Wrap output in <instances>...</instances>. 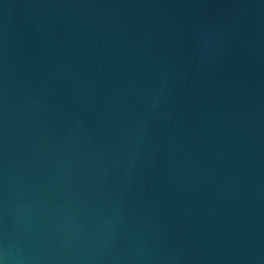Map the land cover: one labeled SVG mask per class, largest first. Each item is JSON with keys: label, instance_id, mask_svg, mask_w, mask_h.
Returning a JSON list of instances; mask_svg holds the SVG:
<instances>
[{"label": "water", "instance_id": "obj_1", "mask_svg": "<svg viewBox=\"0 0 264 264\" xmlns=\"http://www.w3.org/2000/svg\"><path fill=\"white\" fill-rule=\"evenodd\" d=\"M0 264H264V0H0Z\"/></svg>", "mask_w": 264, "mask_h": 264}]
</instances>
